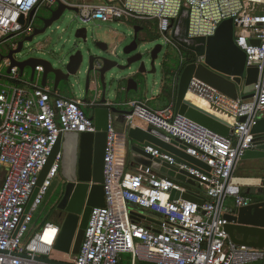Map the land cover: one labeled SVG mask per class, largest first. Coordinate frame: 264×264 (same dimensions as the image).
Returning a JSON list of instances; mask_svg holds the SVG:
<instances>
[{"label": "built area", "instance_id": "obj_1", "mask_svg": "<svg viewBox=\"0 0 264 264\" xmlns=\"http://www.w3.org/2000/svg\"><path fill=\"white\" fill-rule=\"evenodd\" d=\"M55 0H0V65L18 41L34 30L30 14ZM67 2V1H66ZM77 16L83 21H157L158 32L168 36L172 23L185 6L190 11L189 36H214L219 25L232 19L234 40L246 54V67L259 71L255 95L233 100L193 78L190 92L205 100L212 110L232 121L225 137L175 112L174 105L151 110L142 102L129 104L135 119L151 128L165 143L178 140L185 153L208 166L188 168L152 146L144 148L153 159L177 165L199 179L202 206L171 200L173 191L185 192L174 179L160 177L152 167L128 169L121 136L110 121L104 157L105 206L93 208L78 255H67L68 264H254L264 261V250L234 244L224 217L236 208L254 202L242 192L234 173L244 154L254 148L252 128L264 112V0H106L80 3ZM168 39V38H167ZM179 70L173 77L178 86ZM87 104L53 96L47 86H38L21 76L17 68L0 72V264H50L60 233L57 223L37 224L39 212L62 166L59 152L38 195L27 212L40 174L59 137L65 133H93L95 124ZM245 119V121H241ZM132 122V123H133ZM233 199V205L225 204ZM131 211L146 214L135 221ZM56 228L52 244L42 238L46 228ZM37 228V230H35ZM34 232V234H33ZM33 234V235H32ZM128 254V259L122 258Z\"/></svg>", "mask_w": 264, "mask_h": 264}, {"label": "water", "instance_id": "obj_2", "mask_svg": "<svg viewBox=\"0 0 264 264\" xmlns=\"http://www.w3.org/2000/svg\"><path fill=\"white\" fill-rule=\"evenodd\" d=\"M67 12L75 13L78 19V8L64 0H55L53 4L32 12L33 32L21 38L17 48L2 59L10 61L8 74L12 68H17L23 77L29 72L30 82L40 74L42 86L52 85L55 91L65 89L80 94L83 102L90 104L88 115L96 132H71L59 137L26 210H30L57 154L62 152V183L51 209L60 226L54 249L73 256L80 252L92 209L105 206L104 157L110 121L124 130L132 164L152 167L159 171L160 177L168 176L186 190L183 193L173 191L171 200L182 198L200 206L204 203L202 187L196 176L177 165L153 159L144 148L152 146L191 169L202 167L208 170V166L187 155L185 144L178 140L165 143L150 133L151 128L136 125L128 119L132 111L126 106L146 93L149 77L157 72V62L167 46L175 51L176 59L171 65V53H166L161 65L163 71L171 72L178 67L180 72L175 91V112L225 137L232 130V121L188 98L192 79L206 83L235 101L239 98L247 100L255 95L259 71L246 67V54L234 40L232 19L222 22L214 36L190 37V11L184 6L173 21L168 36L133 26L128 35L121 33L107 42L100 40V35L89 26L94 21L78 19L81 23L75 24L65 45L57 49L47 34ZM159 37H163V43L142 51L147 44L157 42ZM252 135L254 148L247 151L242 159L264 161V112L253 126ZM131 216L135 221L147 219L146 214L137 211H131ZM224 217L228 221L225 231L234 244L264 250V192L249 206L236 208ZM44 260L50 264H68Z\"/></svg>", "mask_w": 264, "mask_h": 264}, {"label": "crops", "instance_id": "obj_3", "mask_svg": "<svg viewBox=\"0 0 264 264\" xmlns=\"http://www.w3.org/2000/svg\"><path fill=\"white\" fill-rule=\"evenodd\" d=\"M64 1H67V2L72 3V4L90 3V2H87L88 0L87 1H84V0L83 1H81V0H64ZM104 1H106V0H94L93 2H95V3H90V4H99V3H102ZM102 23H106V24H108V23L114 24L115 23V24H117V27L112 28L111 26H109V28L111 27V31L114 33L118 32L119 30H116V29L119 28V26L124 25V24L125 25H131V26H141L144 28V30H147V31H150L153 33L158 32L157 21H155V20H149V21L120 20V21L102 22ZM177 68H175V69L172 68L173 70H171L170 75L168 77L166 75V72L164 73L161 88L159 91H157V94L155 96H153L152 98H149V99L148 98L147 99H133L131 102H136V101L142 102L151 110H161V109L168 107L169 105H174V107H175V91L173 89V77H174V74L176 73V71H178ZM167 78H169V82H170V85H169L170 86V93H168L169 88H168V85L166 83ZM24 79L26 81L30 82V73L29 72L25 73ZM41 82H42V76L40 74H38L36 76L34 82H31V83H34L35 85H38V86H42ZM47 87H49L51 89L53 96H63V97L69 98V99L80 100V101L84 100L83 96L80 94L73 93V92H70V91L65 90V89H60L58 91H55L53 89L52 85H47ZM127 107L129 108V106H126V108ZM134 123L136 125H139V126H143V127L146 126L145 123H143L142 121L137 120V119H135ZM114 126L121 136V140H122L123 145L127 146L128 141L124 138V130L118 124L114 123ZM127 151H128V149H125V153L127 154L126 158H128V167H129L128 169H130L131 171H137L139 169V165L131 163V161L129 160ZM234 175H235V177L239 178L240 180H252V181L254 180V182L241 183V186H242L241 188H242L243 193L258 196L260 193L264 192V161H262V160L251 161V160L241 159L237 165V168L235 170ZM255 181H257V182H255ZM201 194H202V192H201ZM225 204L227 206H232L233 205V199H231V198L227 199Z\"/></svg>", "mask_w": 264, "mask_h": 264}, {"label": "rangeland", "instance_id": "obj_4", "mask_svg": "<svg viewBox=\"0 0 264 264\" xmlns=\"http://www.w3.org/2000/svg\"><path fill=\"white\" fill-rule=\"evenodd\" d=\"M83 1V0H81ZM87 1V0H84ZM94 0H88L87 2L90 3H95L93 2ZM79 19V18H78ZM76 18V14L73 12H67L65 14V16L63 17V19H61L59 22H57L54 27L51 29V31L47 34V38L50 40H54V44L56 45L57 49H61L64 45L65 42L67 41V39L69 38V35L71 33L72 28L75 26V24H80V20H78ZM75 21V22H73ZM90 27H92L96 33H98L100 35V40H104V41H108L109 39L115 37L118 34H126L128 35L129 33L132 32V27L131 25H121L119 26V28H117L116 30H119L118 32H112L111 31V27H117V24H106V23H102L100 21H94L91 22V24H89ZM109 26H111L109 28ZM163 43L164 39L163 37H159L157 39V42H153V43H149L147 44L142 51L145 50H149L151 48H153L156 44L158 43ZM170 54L169 57V63L171 65H173L175 63V57L176 53L175 51L167 46L163 53L160 55V58L157 62V72L153 75H151L149 77V83H148V87H147V91L146 93L141 96V97H136V99H149L152 98L153 96H155L157 94V91L160 90L161 88V84L163 81V77H164V71L162 68V60L165 56V54ZM148 60V59H147ZM136 66H134V70H135ZM150 68V67H149ZM0 72L2 73H6L7 72V68H5L4 66L0 65ZM78 97V96H77ZM80 97V96H79ZM62 183V177L59 174V176H57V178L54 180L53 182V186L56 184L57 188L55 191H53V189L48 193V195L45 197L42 205L40 206L39 212L36 214V220H37V224L41 227L43 226L45 223H58L56 221V219L54 218L55 216H53V213H51V209H52V205L53 203L56 201L57 197H58V192H59V187ZM54 188V187H53ZM254 197V199H256L258 196L252 195ZM37 230V228L35 229ZM34 234V232H33ZM32 234V235H33ZM52 260H56V261H60V262H64L65 260H67V255L54 251L53 255H52ZM130 256L128 254H123L122 258H126L128 259Z\"/></svg>", "mask_w": 264, "mask_h": 264}, {"label": "bare ground", "instance_id": "obj_5", "mask_svg": "<svg viewBox=\"0 0 264 264\" xmlns=\"http://www.w3.org/2000/svg\"><path fill=\"white\" fill-rule=\"evenodd\" d=\"M188 98L190 100H192L193 102H195L196 104L200 105L201 107H204V108H206L208 110L211 109L210 105L205 100H203L200 97L196 96L192 92H189L188 93ZM239 182H241V183H246L247 182L248 183V182H254V180L253 181L252 180H239ZM255 182H257V181H255ZM56 233H57L56 228L53 227V226H51V225H49L46 228V230H45L44 235L42 236V238H43V240L45 242H47V244H50L51 245L52 244V241H53V238H55V236H56Z\"/></svg>", "mask_w": 264, "mask_h": 264}, {"label": "trees", "instance_id": "obj_6", "mask_svg": "<svg viewBox=\"0 0 264 264\" xmlns=\"http://www.w3.org/2000/svg\"><path fill=\"white\" fill-rule=\"evenodd\" d=\"M166 75H167V77L170 75V70H167ZM166 83H167L168 88H169L168 89L169 90L168 93H170V86H169L170 85V82H169V78L166 79ZM121 264H127V263L123 261ZM254 264H264V261L258 262V263H254Z\"/></svg>", "mask_w": 264, "mask_h": 264}, {"label": "flooded vegetation", "instance_id": "obj_7", "mask_svg": "<svg viewBox=\"0 0 264 264\" xmlns=\"http://www.w3.org/2000/svg\"><path fill=\"white\" fill-rule=\"evenodd\" d=\"M53 187H54V188H53ZM56 188H57L56 184H55L54 186L52 185L51 190L53 189V191H55ZM54 218L56 219L57 222H59V219H58L56 216H55ZM57 224H58V223H57Z\"/></svg>", "mask_w": 264, "mask_h": 264}]
</instances>
